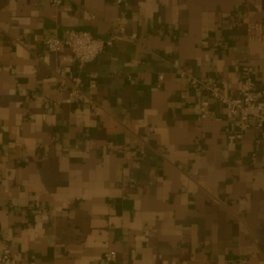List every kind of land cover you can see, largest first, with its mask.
<instances>
[{
  "label": "crops",
  "instance_id": "1",
  "mask_svg": "<svg viewBox=\"0 0 264 264\" xmlns=\"http://www.w3.org/2000/svg\"><path fill=\"white\" fill-rule=\"evenodd\" d=\"M68 29L114 44L64 63L69 48L44 39ZM175 60L228 96L248 62L264 88V0H0V252L22 264H264L262 130L237 137L218 101L202 118L206 94ZM91 73L94 103H67L69 81Z\"/></svg>",
  "mask_w": 264,
  "mask_h": 264
},
{
  "label": "built area",
  "instance_id": "2",
  "mask_svg": "<svg viewBox=\"0 0 264 264\" xmlns=\"http://www.w3.org/2000/svg\"><path fill=\"white\" fill-rule=\"evenodd\" d=\"M65 1L67 0H49L54 7H60ZM116 1L118 5H122L126 0ZM120 30L125 32L123 28ZM248 33L250 39H260V25L258 23L250 24ZM136 36L135 33L130 35L132 39ZM113 44V37L109 39L96 38L89 31L76 29H68L64 37L55 35L44 39V46L50 52L60 53L64 47L69 48V53L61 58L64 63L73 62L77 59L82 64H89ZM217 45L225 48L224 43L221 41H218ZM173 65L179 70L182 77L188 78L194 89L206 94V98L199 102L202 118L211 116L212 101H218L225 107L227 118L234 123L237 137L240 138L246 128L257 127L262 130V138L264 139V88L258 87L254 80L255 69L253 65L248 62L243 65L242 75L238 81V93L235 96L224 94L221 86L216 81L197 77L193 74L192 69L180 68L178 60H175ZM57 72L62 77L63 82L67 81L65 72L61 68H58ZM69 84L70 91L66 98L67 103L71 104L74 101L94 103L92 92L98 86L95 73H91L87 81L76 75L69 81ZM227 131H230V129H227ZM105 147L111 152H124L127 149L126 145L115 141H107ZM143 152L144 150L141 149V153ZM116 256V251L111 250L107 253L106 259L113 261ZM0 264H22V262L14 256L11 248L6 245L0 252Z\"/></svg>",
  "mask_w": 264,
  "mask_h": 264
}]
</instances>
